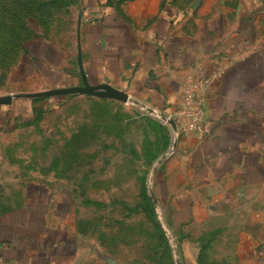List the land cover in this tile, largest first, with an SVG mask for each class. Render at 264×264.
<instances>
[{
	"label": "crops",
	"instance_id": "1",
	"mask_svg": "<svg viewBox=\"0 0 264 264\" xmlns=\"http://www.w3.org/2000/svg\"><path fill=\"white\" fill-rule=\"evenodd\" d=\"M76 3L77 56L45 39L43 48L26 51L27 60L11 77L33 86L0 100V141L64 96L40 92L83 86L82 75L87 85L126 93L160 115L177 112L188 77H211L204 90V130L179 132L160 162L157 187L171 222L232 211L249 251L264 252V0ZM48 189L29 183L21 203L0 204V264L76 262L77 233ZM184 248L190 258L192 244Z\"/></svg>",
	"mask_w": 264,
	"mask_h": 264
},
{
	"label": "rangeland",
	"instance_id": "2",
	"mask_svg": "<svg viewBox=\"0 0 264 264\" xmlns=\"http://www.w3.org/2000/svg\"><path fill=\"white\" fill-rule=\"evenodd\" d=\"M77 7L76 0H0V96L33 86L11 75L44 39L77 56ZM52 101L1 139L0 204H19L26 185L45 183L77 233L73 264H264L263 248L249 251L238 236L243 225L232 211L169 220L156 154L173 134L159 114L104 90Z\"/></svg>",
	"mask_w": 264,
	"mask_h": 264
},
{
	"label": "built area",
	"instance_id": "3",
	"mask_svg": "<svg viewBox=\"0 0 264 264\" xmlns=\"http://www.w3.org/2000/svg\"><path fill=\"white\" fill-rule=\"evenodd\" d=\"M187 81V85L183 89L182 103L179 109L174 114L165 115V121L168 118H173L176 122L177 128L172 132L174 140L177 139L179 132L182 130L192 131L197 134L202 133L204 130L206 118L204 90L211 84L212 78L197 75L195 77H188ZM135 104L138 105V103ZM141 107L147 109L151 113L160 115L157 110L150 109L145 105H141Z\"/></svg>",
	"mask_w": 264,
	"mask_h": 264
},
{
	"label": "water",
	"instance_id": "4",
	"mask_svg": "<svg viewBox=\"0 0 264 264\" xmlns=\"http://www.w3.org/2000/svg\"><path fill=\"white\" fill-rule=\"evenodd\" d=\"M77 37L79 38V31H78V35ZM80 39V38H79ZM79 45H80V42L78 40V48H79ZM82 79H83V83L84 85L83 86H80V87H72V88H66V89H59V90H53V91H46V92H40L39 95H43V94H51V93H56V92H61V93H65V92H75V91H82L84 89L88 90V91H92V92H98V91H101V90H104V93L106 94H111V95H117L120 99L122 100H125V101H130V102H133V103H138L135 99H132L128 94L126 93H123V92H119V91H116L114 89H109L105 86H89L87 85V82H86V79L84 77V75H82ZM108 90V91H106ZM21 94H9L7 97L5 98H0V100H7V99H10L12 97H16V96H19ZM162 119H166V116L165 114H161L160 115ZM166 122L171 126L172 128V132L176 130V122L173 118H168L166 120ZM176 145V140L173 139V144H171L167 150L165 151L164 154H162L161 156H159L157 158V163H160L162 161V159L169 153L172 151V149H174ZM151 195H152V198H153V191H151ZM154 202H155V199L153 198Z\"/></svg>",
	"mask_w": 264,
	"mask_h": 264
}]
</instances>
